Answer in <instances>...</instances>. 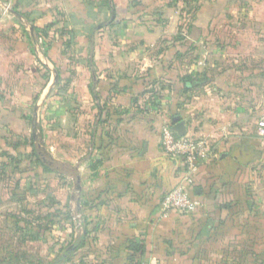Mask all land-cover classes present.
Listing matches in <instances>:
<instances>
[{
	"label": "crops",
	"instance_id": "crops-1",
	"mask_svg": "<svg viewBox=\"0 0 264 264\" xmlns=\"http://www.w3.org/2000/svg\"><path fill=\"white\" fill-rule=\"evenodd\" d=\"M60 12L85 37L108 22L84 73L98 167L80 176L81 236L87 227L96 251L81 260L132 264L136 241L152 264L262 263L264 0H0V36L12 18L33 31ZM172 114L186 122V136L209 142L213 157L189 188L202 207L162 218L161 202L183 172L160 147Z\"/></svg>",
	"mask_w": 264,
	"mask_h": 264
},
{
	"label": "rangeland",
	"instance_id": "rangeland-1",
	"mask_svg": "<svg viewBox=\"0 0 264 264\" xmlns=\"http://www.w3.org/2000/svg\"><path fill=\"white\" fill-rule=\"evenodd\" d=\"M107 23L85 37L60 12L33 31L12 18L0 36V264H85L58 260L82 233L80 176L98 167L84 73Z\"/></svg>",
	"mask_w": 264,
	"mask_h": 264
},
{
	"label": "built area",
	"instance_id": "built-area-1",
	"mask_svg": "<svg viewBox=\"0 0 264 264\" xmlns=\"http://www.w3.org/2000/svg\"><path fill=\"white\" fill-rule=\"evenodd\" d=\"M183 4L187 0H175ZM257 133L264 139V117L257 125ZM161 150L169 157L178 159L183 165L180 182L173 191L168 193L162 200L160 213L162 218H167L172 212L188 214L202 207V203L190 197L189 188L194 182V175L199 166L210 161L213 151L209 142L205 139L190 136H179L173 131L172 126L164 124L160 139ZM142 264H152L143 262Z\"/></svg>",
	"mask_w": 264,
	"mask_h": 264
},
{
	"label": "trees",
	"instance_id": "trees-1",
	"mask_svg": "<svg viewBox=\"0 0 264 264\" xmlns=\"http://www.w3.org/2000/svg\"><path fill=\"white\" fill-rule=\"evenodd\" d=\"M182 83L184 84L183 86L186 88V87H188L190 85H194V80L191 79V78H183L182 79ZM176 115L177 114H172V116H170L164 122V124H169V125L172 126V118L174 116H176ZM170 158H173V157H170ZM40 161L42 162V160H40ZM160 208H161V205H160ZM81 209H83L82 206H81ZM176 213H178V212H176ZM192 213H194V212H192ZM192 213H188V214H192ZM160 216H161V213H160ZM89 237H90V231H89V229L87 227H85L84 233L79 238L78 242L75 245L70 246V248H68L65 251V254L62 257L59 258L58 263H60V262L70 263L71 262V260H70L71 257H73V258H75V259L78 260V259H81V258L84 257L83 253H86V255H90L91 253H95L96 251L92 252V249L90 250V246L88 245ZM132 247H133V254H134V256L132 258L133 260H131L132 261V264H142L143 262H147V261H145L146 246L144 244H142L141 242L140 243H137L135 241V243H133V246ZM85 249H86V251H84ZM249 264H264V260H262V263H259L257 260L251 259L250 262H249Z\"/></svg>",
	"mask_w": 264,
	"mask_h": 264
},
{
	"label": "water",
	"instance_id": "water-1",
	"mask_svg": "<svg viewBox=\"0 0 264 264\" xmlns=\"http://www.w3.org/2000/svg\"><path fill=\"white\" fill-rule=\"evenodd\" d=\"M172 129L181 137L187 134L186 122L178 115L172 118Z\"/></svg>",
	"mask_w": 264,
	"mask_h": 264
}]
</instances>
